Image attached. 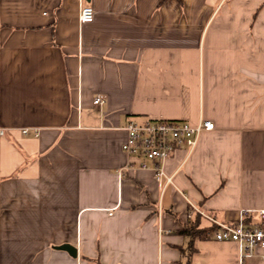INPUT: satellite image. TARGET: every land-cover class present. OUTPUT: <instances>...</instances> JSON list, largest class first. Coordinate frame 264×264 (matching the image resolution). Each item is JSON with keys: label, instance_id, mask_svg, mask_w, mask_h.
<instances>
[{"label": "crops", "instance_id": "crops-1", "mask_svg": "<svg viewBox=\"0 0 264 264\" xmlns=\"http://www.w3.org/2000/svg\"><path fill=\"white\" fill-rule=\"evenodd\" d=\"M157 119L214 124L159 179L121 150ZM0 131V264H237L183 231L264 209V0H0Z\"/></svg>", "mask_w": 264, "mask_h": 264}, {"label": "built area", "instance_id": "built-area-1", "mask_svg": "<svg viewBox=\"0 0 264 264\" xmlns=\"http://www.w3.org/2000/svg\"><path fill=\"white\" fill-rule=\"evenodd\" d=\"M93 17L92 6H81L78 14L80 22H91ZM103 102V95L98 94L93 99V104L96 105ZM213 128L214 124L210 120H202L196 125L182 120L157 119L141 122L130 120L124 126L126 137L121 143V150L130 158V164L147 168L150 162L156 178L159 179L165 176L162 167L165 160L182 146L191 151L199 134ZM166 180L170 181V177H166ZM248 213L251 211H245L236 223L217 224L216 230L212 232V238L216 241L237 244V264H244L245 259L252 256L256 247L264 248V209L256 210L253 215Z\"/></svg>", "mask_w": 264, "mask_h": 264}, {"label": "trees", "instance_id": "trees-1", "mask_svg": "<svg viewBox=\"0 0 264 264\" xmlns=\"http://www.w3.org/2000/svg\"><path fill=\"white\" fill-rule=\"evenodd\" d=\"M217 226H212L206 229H200L197 230L193 227H188L187 229H185L183 232L187 235H189L191 238H193L196 235H200V236H208V234L212 233L214 230H216Z\"/></svg>", "mask_w": 264, "mask_h": 264}, {"label": "water", "instance_id": "water-1", "mask_svg": "<svg viewBox=\"0 0 264 264\" xmlns=\"http://www.w3.org/2000/svg\"><path fill=\"white\" fill-rule=\"evenodd\" d=\"M56 248L66 250L73 257L76 256V248H75V246H73V245H71L69 243L60 244V245L56 246Z\"/></svg>", "mask_w": 264, "mask_h": 264}]
</instances>
